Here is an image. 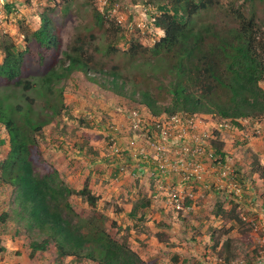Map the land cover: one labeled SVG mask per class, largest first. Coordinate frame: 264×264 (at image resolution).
<instances>
[{
	"label": "trees",
	"instance_id": "trees-1",
	"mask_svg": "<svg viewBox=\"0 0 264 264\" xmlns=\"http://www.w3.org/2000/svg\"><path fill=\"white\" fill-rule=\"evenodd\" d=\"M94 1H86L84 6L94 25L107 34V55L122 58L124 63L141 61L135 74L126 73L121 64L106 72L97 69L92 57H86L87 46L80 37L63 54L51 7L39 14L37 29H21L22 48L11 40L2 43L0 255L6 253L4 241L23 236L30 259L47 258V264H66L68 259L70 264H153L143 260L127 240L110 234L107 215L98 205L99 193L88 185L79 190L70 187L58 167L44 156L40 144L43 129L61 113L64 84L75 72L88 75L94 67L103 74V82L96 76L90 80L144 107L154 118L189 114L226 121L239 129L241 122L264 120V0L147 3L157 11L151 18L162 35L149 47L134 41L126 49L116 47L120 26L94 7ZM69 13L67 3L63 14ZM209 13L212 15L207 17ZM31 65L40 77L29 78ZM32 91L42 99L38 111L27 95ZM214 136L210 147L224 163V144L217 131ZM251 172L259 173L264 181L259 164ZM77 198L94 213L85 217L76 211L72 202ZM135 210L137 206L131 209L130 218H135ZM221 215L241 223L234 212L222 211ZM119 227L115 220L109 226ZM223 247L224 260L229 261L232 241L227 239Z\"/></svg>",
	"mask_w": 264,
	"mask_h": 264
},
{
	"label": "rangeland",
	"instance_id": "rangeland-1",
	"mask_svg": "<svg viewBox=\"0 0 264 264\" xmlns=\"http://www.w3.org/2000/svg\"><path fill=\"white\" fill-rule=\"evenodd\" d=\"M86 1L92 0H0V62L2 43L11 40L22 48L21 29H37L39 14L51 7L55 10L53 17L59 29L63 54L70 52L75 39L80 37L87 46L86 57H92L99 65L97 69L106 72L113 65L121 64V67L126 66V73L135 74L141 61L124 63L122 58L107 55L110 41L106 32L94 25L89 8L84 6ZM153 2L156 0H95L93 4L120 26L116 47L126 49L134 41L149 47L162 35L151 18L157 14L156 9L147 6ZM67 3L70 13L64 15L63 8ZM211 13L206 16L210 17ZM88 71V75L75 72L65 82L63 109L50 125L44 127L40 144L45 158L56 164L70 187L79 190L88 185L101 195L98 205L107 215L110 234L117 240H127L143 260L153 264H264V181L259 173L251 172L258 164L264 171V127L254 128L252 124L244 123L239 129L226 121H214L226 126L222 127L225 132L221 143L230 159L228 165L236 175L239 193L229 186V181L217 179L215 161L204 159L206 175L213 179L205 178L194 189L192 199L184 195L173 199L170 196L173 177L154 178L152 173L156 167L151 158L132 156L142 147V132L131 129L129 114L137 110L147 118L150 113L128 99L102 89L89 77L96 76L103 82V74L94 67ZM37 77L40 75L31 65L29 78ZM27 95L34 100L35 110L41 109V96L33 91ZM201 119L210 122L208 117ZM209 127L214 135L217 130L211 124ZM2 135L0 128V137ZM250 142L259 157L250 155L249 149L245 150L244 145ZM114 148H119L122 154L114 153ZM146 165L151 168L144 170ZM142 176L147 179L146 187L156 186L157 179L161 180L156 188L166 192V196L162 195L163 201L156 205H161V211L165 212H147L139 218L137 209L135 218L121 219V212L150 203L146 194L141 198L145 193L143 184L138 187ZM72 204L85 217L94 213L81 198L73 200ZM222 211L228 215L236 213L241 223L227 220L221 215ZM116 217L121 219L119 230L109 228ZM129 222L136 226H126ZM227 239L232 241L234 249L229 261L224 260L223 245ZM3 245L6 253L0 255V264H47V258L30 259L23 236L15 241L8 239ZM65 263L70 264L69 259Z\"/></svg>",
	"mask_w": 264,
	"mask_h": 264
},
{
	"label": "built area",
	"instance_id": "built-area-1",
	"mask_svg": "<svg viewBox=\"0 0 264 264\" xmlns=\"http://www.w3.org/2000/svg\"><path fill=\"white\" fill-rule=\"evenodd\" d=\"M129 118L131 129L142 132V147L132 156L151 158L156 167L152 173L154 178L173 177L170 194L173 199L183 195L190 199L194 197V189L204 182L207 174L204 159L215 161L218 166L217 179L229 181V186L232 185L234 191L239 193L240 189L235 184L236 175L227 162L230 159L226 157L225 162L221 163L214 154L210 141L214 140L215 136L210 130L211 127H205L206 123L201 117L176 114L144 118L137 110H132ZM218 127L221 128L223 125L219 124ZM212 128L218 129L217 126ZM113 152L117 155L122 154L119 148H114ZM148 152L150 156L147 155ZM160 181L157 179L156 185L161 183Z\"/></svg>",
	"mask_w": 264,
	"mask_h": 264
},
{
	"label": "crops",
	"instance_id": "crops-1",
	"mask_svg": "<svg viewBox=\"0 0 264 264\" xmlns=\"http://www.w3.org/2000/svg\"><path fill=\"white\" fill-rule=\"evenodd\" d=\"M262 87H263V89H264V85H262ZM150 116V115H149ZM244 123H246V124H252V126L254 127V128H259L260 126L261 127H264V120H261V121H255V122H251V121H245V122H241V124H244ZM209 124H211V125H213V126H217V130H218V132H219V134H220V141H221V137H222V135H223V133L225 132V131H223L224 130V128L226 127V126H223L224 128H219L218 126H219V124H215L214 123V121H210V122H208V123H206L205 124V127H208L209 126ZM257 132V131H256ZM248 135H246V137H247ZM250 146H252V142H250V143H247V144H245L244 145V147H246L245 148V150H247V149H249V151H250V155L251 154H254V155H256V157H259V155H257V153H256V151H255V149L252 147H250ZM223 150H224V152L226 153V149H225V145H224V147H223ZM56 165V164H55ZM147 168H151V165H149V166H145V167H143V169L144 170H146ZM141 173H142V171H140V173H139V175L141 176ZM145 172L143 171V174H144ZM142 174V175H143ZM207 174H208V172H207ZM211 176H208V175H206L205 174V178H207V179H209ZM212 178V177H211ZM213 179V178H212ZM178 180H174V182H177ZM139 182L140 183H138V187H140L141 188V186H142V184L144 185V192L145 193H142L141 194V198H145L144 196V194H146V198L147 199H149L150 201V203H149V205H147V203H145L144 204V206L142 207L141 205L139 206V208H137L138 209V213H139V218L141 217V215L142 214H146L147 212H149V213H163V212H165V210L164 211H161L162 209H161V207H159V206H161V205H156V204H158V203H160V202H162L163 200H162V198H161V196L162 195H165L166 196V192L164 193L163 191H159V189L158 188H156V186H149V187H146V186H148L147 185V179H146V177H144V176H142V178L139 180ZM136 184H137V182L135 183V186H136ZM155 187V188H154ZM154 189V190H153ZM154 199H157V200H154ZM2 200H3V198L2 199H0V209H1V205H2ZM158 201V202H157ZM163 206H165V205H163ZM131 209H132V207L128 210V211H124V212H121L122 214H121V219H124V218H127L126 216H128L129 218H130V216H129V213L131 212ZM139 210H141V213L139 212ZM120 218V217H119ZM121 219L119 220V219H117V217L116 218H114L113 220H115L116 222H117V224L118 225H121ZM132 219V218H131ZM135 220H137V218L135 219ZM132 225L133 226V224L131 223V222H129V223H127V225L126 226H129V225ZM135 224H137V222L135 221ZM134 224V226H133V228L136 226ZM132 228V229H133ZM4 243V242H3ZM3 243H2V245H3ZM6 248V247H5Z\"/></svg>",
	"mask_w": 264,
	"mask_h": 264
}]
</instances>
